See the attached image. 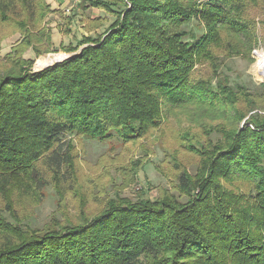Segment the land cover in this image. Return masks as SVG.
I'll use <instances>...</instances> for the list:
<instances>
[{"label": "trees", "instance_id": "obj_1", "mask_svg": "<svg viewBox=\"0 0 264 264\" xmlns=\"http://www.w3.org/2000/svg\"><path fill=\"white\" fill-rule=\"evenodd\" d=\"M79 5L114 16L101 34L67 47L74 52L86 44L80 52L49 67L67 54L47 56L40 64L46 68L33 72L23 51H9L20 58H9L11 67L0 74V186L28 174L41 187L38 165L72 170L68 135L138 139L170 106L233 110L235 124L222 145L202 156L204 174H178L185 202L124 199L86 223L29 229L25 236L0 217V264H264V115L250 114L249 99L239 109L241 98L264 83L252 88L227 74V58L253 46L257 30L246 15L252 8L264 14V0ZM50 9L46 0H0V29H25L24 48L37 56L34 44L44 35L33 30ZM204 65L211 74L201 73ZM235 180L247 186H229ZM196 188L199 198L192 197Z\"/></svg>", "mask_w": 264, "mask_h": 264}, {"label": "rangeland", "instance_id": "obj_2", "mask_svg": "<svg viewBox=\"0 0 264 264\" xmlns=\"http://www.w3.org/2000/svg\"><path fill=\"white\" fill-rule=\"evenodd\" d=\"M51 2L50 7L55 8L51 7L42 19L39 18L33 30L35 36L44 35L42 40L35 41L34 46L40 52L37 56L31 48H24L25 29L21 31L12 24H4L0 29V74L11 67L9 58H20V53L8 56L12 46L23 51L22 57L33 60L25 66L27 71L35 72L44 68L45 65L40 64L47 56L67 54L60 62L80 52L86 44L74 52L68 51L67 47L76 45L83 35L101 34L114 21L112 13L99 7L93 6L85 11L78 6L79 0ZM246 16L252 20L251 28L257 30L255 42L251 50L227 58V74L234 81L244 82L253 88L254 84L264 83V78L254 72L257 56L264 54V14L259 15L252 8ZM95 18L101 21L88 31L86 28L91 27ZM56 62L53 60L49 65ZM204 66L201 73L208 69L211 74L210 66ZM246 97L241 98L239 109L249 99L254 101L250 114L264 115V89L251 90ZM221 111L187 103L170 106L168 112L161 116V123L138 139L123 141L122 137L115 135L104 140L68 135L66 139L72 140L69 144L72 170L65 167L57 173L43 164L38 165L41 187H36L28 174H15L9 185L0 186V217L8 220L12 227L24 228L22 236H25L29 229L35 234L47 231L45 228L48 227L63 228L69 223H86L99 216L110 204L124 199L133 202L157 199L185 202L188 196L185 197L178 189V174L186 171L193 179L204 174L201 161L205 159L202 156L222 145L227 132L235 124L233 110ZM231 185L243 189L247 183L235 180L229 183ZM196 195L199 198L197 188L192 197Z\"/></svg>", "mask_w": 264, "mask_h": 264}, {"label": "bare ground", "instance_id": "obj_3", "mask_svg": "<svg viewBox=\"0 0 264 264\" xmlns=\"http://www.w3.org/2000/svg\"><path fill=\"white\" fill-rule=\"evenodd\" d=\"M257 62L254 66V72L258 77L264 78V54H260L257 56Z\"/></svg>", "mask_w": 264, "mask_h": 264}, {"label": "crops", "instance_id": "obj_4", "mask_svg": "<svg viewBox=\"0 0 264 264\" xmlns=\"http://www.w3.org/2000/svg\"><path fill=\"white\" fill-rule=\"evenodd\" d=\"M77 1V0H76ZM49 5H51L52 4V2H51V0L50 1H46ZM77 3V2H76ZM52 7V6H51ZM52 8H55L54 6L52 7ZM82 11H79V13H81ZM81 15H82V13H81Z\"/></svg>", "mask_w": 264, "mask_h": 264}, {"label": "water", "instance_id": "obj_5", "mask_svg": "<svg viewBox=\"0 0 264 264\" xmlns=\"http://www.w3.org/2000/svg\"><path fill=\"white\" fill-rule=\"evenodd\" d=\"M57 62H59V60H56ZM50 66V65H49ZM49 66H46V67H49ZM46 67H44V68H46ZM44 68H40V69H44Z\"/></svg>", "mask_w": 264, "mask_h": 264}]
</instances>
